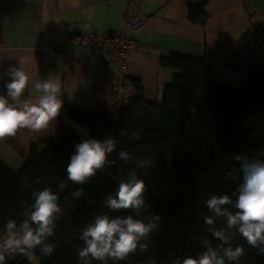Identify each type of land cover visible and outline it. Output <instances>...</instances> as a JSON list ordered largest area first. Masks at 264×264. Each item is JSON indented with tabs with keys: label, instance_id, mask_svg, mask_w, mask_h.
<instances>
[{
	"label": "trees",
	"instance_id": "obj_1",
	"mask_svg": "<svg viewBox=\"0 0 264 264\" xmlns=\"http://www.w3.org/2000/svg\"><path fill=\"white\" fill-rule=\"evenodd\" d=\"M210 1L190 4L189 22L204 27V7ZM159 62L176 73L160 100H147L142 83L132 80L133 95L119 110L117 121L104 112L64 105L53 141L30 144L27 158L16 170L0 158V239L6 235L8 219L22 220L27 209L19 206L20 201L33 202L31 193L35 190L50 188L59 196L64 212L50 241L57 244L51 256L38 261L14 256L6 258L7 264H80L77 249L83 245L78 233L97 214L137 215L108 212L102 203L117 187L110 174L126 177L130 171L145 181L149 210L161 220L148 251H137L128 261L117 264H149L150 257L156 258V264H171L176 258L196 257L204 250L201 241L205 239L213 246L219 244L204 224L202 217L210 215L205 204L212 195H228L235 201L243 178L235 154L264 159V70L251 68L240 87L232 89L212 77L205 58L169 54ZM74 126L85 128L88 138L111 137L119 142L109 157L116 160V166L106 167L83 186L68 180L66 172L75 144L84 140ZM122 150L134 159L119 161ZM117 167L121 172L117 173ZM37 179L41 183L37 184ZM79 187L84 189L83 196L75 199L72 191ZM230 210L235 211L231 206ZM144 215L141 210L139 216ZM224 223L223 218L217 219L218 228ZM237 244L246 249L240 264H264V257L258 256L239 233L233 239V246ZM30 255L39 256V249Z\"/></svg>",
	"mask_w": 264,
	"mask_h": 264
},
{
	"label": "crops",
	"instance_id": "obj_2",
	"mask_svg": "<svg viewBox=\"0 0 264 264\" xmlns=\"http://www.w3.org/2000/svg\"><path fill=\"white\" fill-rule=\"evenodd\" d=\"M193 1L0 0V92L9 66H21L33 80L59 78L64 105L118 118L119 110L111 105V55L72 44V33L123 34L149 49L130 52L126 70L129 83L139 80L149 101L160 100L176 74L160 65V57L169 54L205 58L212 77L232 89L251 68L264 70V0H211L204 7V27L188 20ZM129 11L144 21L135 33L126 24ZM38 95L34 89L26 93L33 101ZM57 120L47 131L24 129L0 142V158L18 169L30 144L55 139Z\"/></svg>",
	"mask_w": 264,
	"mask_h": 264
},
{
	"label": "clouds",
	"instance_id": "obj_3",
	"mask_svg": "<svg viewBox=\"0 0 264 264\" xmlns=\"http://www.w3.org/2000/svg\"><path fill=\"white\" fill-rule=\"evenodd\" d=\"M5 75L8 77L3 85L5 91L0 92V142L24 129L32 133L47 131L63 110L60 79L49 76L33 80L24 68L16 65H10ZM33 89L39 93L35 101L26 96ZM118 143L105 137L103 140L88 138L75 144L66 168L68 180L83 186L106 167L116 166V160L109 157ZM133 159L128 151L118 153L119 161L127 163ZM234 159L243 174L235 201L228 195H212L205 204L210 215L202 217L208 232L219 244L213 246L205 239L201 241L204 250L196 257L176 258L171 264H240L246 249L239 244L233 246L236 233L258 256L264 257V159H252L242 153L235 154ZM119 172L121 168L117 167ZM110 178L117 187L103 199L104 207L108 212H135L137 215L97 214L78 233L83 245L77 249L80 264L128 261L137 251H148L151 236L159 228L161 216L149 210L145 181L135 171L128 172L126 177L113 173ZM36 183H41L40 179ZM83 192V187H79L72 191V197L80 199ZM31 197L33 202L20 201L19 206L27 209L22 213V220L8 219L4 224L6 235L0 239V264H7L6 258L20 255L38 261L51 256L57 248V244L50 241L56 233L58 219L64 215L59 196L45 187L33 191ZM141 210L146 213L143 217L139 216ZM218 218L224 219L223 227H217ZM37 249L39 256L30 255ZM149 264H156V258L150 257Z\"/></svg>",
	"mask_w": 264,
	"mask_h": 264
},
{
	"label": "built area",
	"instance_id": "obj_4",
	"mask_svg": "<svg viewBox=\"0 0 264 264\" xmlns=\"http://www.w3.org/2000/svg\"><path fill=\"white\" fill-rule=\"evenodd\" d=\"M126 24L132 32H137L144 24L143 19L133 11L126 16ZM72 44L85 48H97L111 55L114 67V84L111 92V105L120 110L133 95V87L126 77L127 55L132 51L149 53L150 50L136 43L132 38L115 33H72Z\"/></svg>",
	"mask_w": 264,
	"mask_h": 264
},
{
	"label": "rangeland",
	"instance_id": "obj_5",
	"mask_svg": "<svg viewBox=\"0 0 264 264\" xmlns=\"http://www.w3.org/2000/svg\"><path fill=\"white\" fill-rule=\"evenodd\" d=\"M113 120L117 121L118 118L113 119ZM74 129L76 130V132H78V135H79L80 138H82V139H88L89 134H88V131L85 128H82V127H79V126L78 127L77 126H74Z\"/></svg>",
	"mask_w": 264,
	"mask_h": 264
}]
</instances>
